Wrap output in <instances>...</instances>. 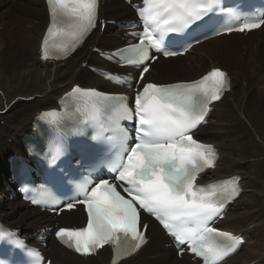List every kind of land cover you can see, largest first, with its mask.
I'll return each instance as SVG.
<instances>
[{
	"label": "bare ground",
	"instance_id": "1",
	"mask_svg": "<svg viewBox=\"0 0 264 264\" xmlns=\"http://www.w3.org/2000/svg\"><path fill=\"white\" fill-rule=\"evenodd\" d=\"M38 4H41V8L37 7ZM128 6L124 0H99L98 27L84 40L82 46L67 56L62 53L54 60H45L41 55V41L50 26L46 0H0V123H2L0 125V222L18 230L26 239H33L36 231L49 228L59 221L70 226L75 223L74 218L78 216V212L71 211L62 214L61 217H49L37 209L29 208L26 203L18 201L17 197L11 198V190H5V187L18 185L22 179L19 177L20 167L11 170L7 159L10 156L23 155V134L32 132L33 117L40 111L56 109V101L74 85L77 86L75 82L78 78L80 80L82 77L83 85L80 86L84 88L104 87L107 93L126 91L108 84L96 72L90 73L91 69L88 71L82 68L90 64L92 68L106 70L104 65L109 64L103 61L99 56L100 53L116 50L128 44L126 38H121L125 31L122 32L114 25L108 24L110 21L123 24L135 20ZM52 40L58 43L53 38ZM227 43L230 49H235L228 53L229 61L222 58L215 61L217 55L221 56L225 51L224 48L219 50L217 48ZM92 51H98L96 57L93 56ZM190 51L193 53L195 51L199 58L195 57L194 61L185 62L184 65L182 62L183 68L191 67L194 62H200L201 56L207 60V67L202 68L203 64L201 67H191L193 72L188 74L189 78L173 80L177 76L168 74L170 70H177L173 65L180 57H170L167 60L158 58L150 67L145 80L161 85L193 81L216 68L226 73L229 81L228 91L220 100L210 105L208 115L195 133V138L199 142L212 146L217 153L216 167L206 170L199 182H219L234 175L240 178L241 193L222 214L219 223L223 225L218 229L227 231L233 236L241 233L244 237V242L239 246L237 253L226 260L225 264H250L252 260L244 257L245 247L251 237H255L254 233L258 228L261 227L264 232V214H256L252 206L257 200L264 202L262 185L264 130L256 128L257 121L260 123L261 120L264 123V113L247 105L248 95L240 96L239 102L230 96L233 90L235 93L249 81V72L259 83L255 89L264 93V77L258 79L264 72V26L245 36L238 34H231L228 37L218 36L200 43ZM20 55H24L27 62L14 69L13 64L9 63L11 57L14 56L17 60V56ZM256 55L262 58H256ZM186 56L189 54L187 53ZM240 60H242L241 64ZM135 75L138 73L135 72ZM236 81L240 84L235 83ZM251 83L256 84L255 81ZM247 141H249L248 145H246ZM250 145H254L255 150L249 152ZM34 168L33 176L37 171L44 169L43 166H34ZM235 205L248 206L249 209L246 211L241 207V212L232 217L230 211ZM230 216L233 222L228 223L227 218ZM77 223L80 224V221ZM148 224L147 244L134 256L118 264H183V260L188 258L187 255L179 258L157 224L151 220ZM253 244V250L259 248V245L255 246L257 242ZM50 246L51 244H48L44 254L52 259L51 263L54 264H110L111 256L108 248H102L95 256L81 258L66 252L56 243L59 254H57L58 260H55L52 258ZM189 264H198V262L191 260ZM257 264L260 262L257 261Z\"/></svg>",
	"mask_w": 264,
	"mask_h": 264
},
{
	"label": "snow or ice",
	"instance_id": "2",
	"mask_svg": "<svg viewBox=\"0 0 264 264\" xmlns=\"http://www.w3.org/2000/svg\"><path fill=\"white\" fill-rule=\"evenodd\" d=\"M51 24L43 38V59L48 60L47 50L50 37H69L58 50L67 56L83 42L88 33L96 27L97 0H46ZM145 4L162 10L167 15L163 25L169 32L206 27L216 10L212 0L202 5L199 0H144ZM232 12L231 8L223 9ZM141 17L144 13L140 12ZM208 17V19H205ZM182 27H174L173 24ZM264 26V17L244 19L237 25L223 29L225 33L246 32ZM153 29L145 24L139 35V43L127 49V60L132 66H139V79L144 80L150 71L149 62L159 57L150 55V49L163 52L165 58L183 55L192 41H187L170 50L162 47L154 38ZM194 30V29H193ZM188 33L185 31L184 35ZM220 35L221 32H215ZM175 40V37L170 38ZM199 43V39H195ZM123 55V53H120ZM211 82V91L199 84ZM198 83L189 85H157L144 83L134 100V110H127V118L134 124L135 137L125 144L118 163L111 169L116 175L99 179L85 192L83 199L68 202L65 207L72 210L82 204L87 213V225L78 230L60 229L57 239L80 255H91L97 249L110 245L113 250L112 264L131 256L147 244V225H141V211L159 221L162 228L177 245L188 248L205 264L222 261L232 249L220 246L214 236L236 240L230 233L218 232L208 226L210 217L219 215L224 207L223 199H216L215 188L210 191L197 186L201 165L213 167L215 154L212 146L193 138L192 132L204 122L208 105L218 101L226 91V73L214 69ZM81 160L91 158L98 149L87 139L78 145ZM59 154H63V148ZM57 164L47 173V181L54 187L63 188L65 171H57ZM238 188L232 184L230 197L238 195ZM229 197V198H230ZM187 221V226H185ZM143 227L144 230H140Z\"/></svg>",
	"mask_w": 264,
	"mask_h": 264
},
{
	"label": "rangeland",
	"instance_id": "3",
	"mask_svg": "<svg viewBox=\"0 0 264 264\" xmlns=\"http://www.w3.org/2000/svg\"><path fill=\"white\" fill-rule=\"evenodd\" d=\"M37 7L38 8H41V4H38L37 5ZM105 28V27H104ZM228 42V41H227ZM35 43L37 44V42L35 41ZM221 48H224L225 49V51H224V53L221 55V56H219V55H217V57H216V59H215V61H217V60H219V59H224L225 61H229V59H228V53H231V51L233 50H235V49H230V47H229V44L227 43V44H224V46H222V47H220V48H217L218 50L219 49H221ZM217 49L215 50V51H217ZM214 51V52H215ZM236 52V51H235ZM91 53H93V56H95L96 57V52H94V51H92ZM189 54V56H185L184 58H183V60L181 59V58H179L177 61H179L178 63H177V61H175V64L173 65L174 67L173 68H175L176 67V69L177 70H170L169 72H170V74H168V75H171V74H175L177 77L176 78H173V80L174 79H178V80H182V79H184V80H186L187 78H189V76H188V74H191L192 72H193V69H191V67L192 68H194V67H201V65H202V68L204 67V68H206L207 67V60L206 59H204L202 56L200 57V62H194L193 64H191L190 66L191 67H186V68H183L182 67V65H181V63L183 62V65L185 64V62H192V61H194V59H195V57H197V58H199V55L197 56V54L195 53V51H194V53L193 52H189L188 53ZM237 54H238V52H237ZM227 55V56H226ZM257 57H261V56H257L256 55V58ZM12 59L10 60V62L9 63H12L13 64V68L14 69H16V67H19L20 65H22V64H24L25 62H27L26 61V58H25V56L24 55H20V56H17V60H16V58L13 56V57H11ZM262 58V57H261ZM241 61L242 60H240V64H241ZM27 64V63H26ZM104 65V64H103ZM103 65H100V66H103ZM178 65H180V67L178 66ZM221 66V65H220ZM7 67V66H6ZM5 67V68H6ZM89 67H92V65H90V64H88L87 66H83V68L82 69H87L88 71H89ZM104 67L105 68H107L106 70H108V68H110L109 67V65L108 66H105L104 65ZM151 67H152V65H151ZM5 70H8V69H5ZM168 71V70H167ZM173 71V72H172ZM174 71H175V73H174ZM82 74H84V71L82 70ZM90 73H92V71H89ZM191 72V73H190ZM249 72V71H248ZM93 74V73H92ZM147 75V74H146ZM95 76V75H94ZM252 74L249 72V81L247 82V83H245V81L243 80V82L245 83L244 84V87H241L238 91H236L235 93H234V90H233V93H232V95L230 96V98H233V99H235V100H237L238 102L240 101V96H242L243 94H246V95H248V100H247V105H250V106H252V108H256V110L257 111H261L262 113H264V109L262 110V107H264V93H262L260 90H258V89H255V87L259 84L258 83V81H256L255 80V78L253 79L252 78ZM96 77V76H95ZM264 77V72H263V74L258 78V79H262ZM98 78V77H97ZM79 79V78H78ZM77 79V80H78ZM81 79H82V77H81ZM81 79L80 80H76V82L75 83H77V85L79 84V85H83V83H82V81H81ZM257 79V80H258ZM251 81H255L256 82V84L254 85L253 83H251ZM242 82V81H241ZM154 83V82H153ZM235 83H237V84H240L239 82H235ZM254 85V86H253ZM98 89H100V90H102V91H105V88L104 87H98ZM107 91V90H106ZM243 100V99H242ZM213 111V110H212ZM260 121V123L257 121V124H256V128L257 129H259V130H261L262 128H263V130H264V123L261 121V120H259ZM0 125H2V123H0ZM249 144V141H247L246 142V145H248ZM245 145V146H246ZM245 146H243V148H245ZM250 148V150H249V152L250 151H252V150H255L254 149V145L252 146V145H250L249 147H248V149ZM262 177H263V179H264V174L262 175ZM263 186H264V182H263V184H262ZM233 206V205H232ZM231 206V207H232ZM253 206V210L254 211H256L255 213L256 214H264V202L262 201V200H257L256 201V203L255 204H253L252 205ZM241 207L242 206H238V205H235V207H234V209H231V211H230V214H231V216L233 217L235 214H237V213H240L241 212ZM242 209L243 210H248L249 208H248V206H245V207H242ZM76 212H78V216H76L75 218H74V221H75V223L78 225L79 223H77L78 221H80V224H81V221L83 220V213H82V211L81 210H78V211H76ZM229 217V218H227V222L228 223H231V222H233L232 221V217ZM61 219V218H60ZM67 220H69L68 218H66ZM60 222V221H59ZM226 222V221H225ZM228 223H225V225L226 224H228ZM62 226H68L67 224H65V223H60ZM223 224H221V223H219L218 225H217V227L218 228H221V226H222ZM263 231H262V228L260 227V228H258V230L257 231H255V233H254V236L255 237H251V239L249 240V244L245 247V254H244V257L245 258H249L248 260H252V262H250V264H257V261H259L260 262V264H264V232L262 233ZM240 235H242L241 233H240ZM256 240H258V241H256ZM48 242H49V244H51V248H52V258H55V260H58V257H57V254H59V252L57 251V246H56V243L53 241V239H52V236H50L49 237V239H48ZM254 242H257L258 244H256L255 246H258L259 245V248H256V250H253V246H254ZM254 249H255V247H254ZM250 250H252V251H250ZM62 256V255H61ZM62 257H64V256H62ZM246 259V261H248ZM60 261V260H59ZM190 261H191V259H186V260H183V264H189L190 263ZM61 262V261H60Z\"/></svg>",
	"mask_w": 264,
	"mask_h": 264
},
{
	"label": "trees",
	"instance_id": "4",
	"mask_svg": "<svg viewBox=\"0 0 264 264\" xmlns=\"http://www.w3.org/2000/svg\"><path fill=\"white\" fill-rule=\"evenodd\" d=\"M227 56V55H226Z\"/></svg>",
	"mask_w": 264,
	"mask_h": 264
}]
</instances>
